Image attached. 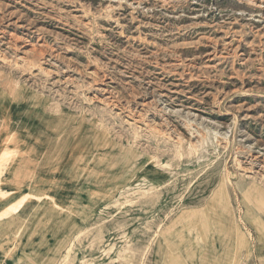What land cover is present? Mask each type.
I'll use <instances>...</instances> for the list:
<instances>
[{"label":"rangeland","instance_id":"rangeland-1","mask_svg":"<svg viewBox=\"0 0 264 264\" xmlns=\"http://www.w3.org/2000/svg\"><path fill=\"white\" fill-rule=\"evenodd\" d=\"M0 139L10 264H264V0H0Z\"/></svg>","mask_w":264,"mask_h":264},{"label":"crops","instance_id":"crops-1","mask_svg":"<svg viewBox=\"0 0 264 264\" xmlns=\"http://www.w3.org/2000/svg\"><path fill=\"white\" fill-rule=\"evenodd\" d=\"M16 107H14V109L16 110ZM18 109V108H17ZM6 146L4 144L3 139H0V158L1 155L3 154V151L5 150ZM14 161H9L8 163H6L3 167V169L0 170V188L1 190H5L6 192H12L14 195L9 197L7 200H5V206L4 208L0 211V213L2 212H6L7 214H12V221L16 220L18 217H21L24 213V210L21 209L24 205V203L26 202V200L21 202V199L23 198V196L25 194H29V193H24V194H18L19 191L18 189H16L15 184L19 183L17 182L18 179L20 181H22L24 179V174L27 171H22V168L20 166H15L13 165ZM29 173V172H27ZM17 174V175H15ZM21 184V183H20ZM21 195V196H20ZM19 209L16 212H12L9 213V207L11 206H15L17 204H19ZM9 218H3L1 219V223L0 226H4L5 224L9 223L10 221L8 220ZM2 238H6L8 237V234H1ZM0 264H10L11 263V259L6 258L5 254L8 251V244L6 243V241H1L0 243ZM25 253H31V251H25ZM21 254V251H17V255Z\"/></svg>","mask_w":264,"mask_h":264},{"label":"bare ground","instance_id":"bare-ground-1","mask_svg":"<svg viewBox=\"0 0 264 264\" xmlns=\"http://www.w3.org/2000/svg\"><path fill=\"white\" fill-rule=\"evenodd\" d=\"M191 141V140H190ZM26 200V196L24 195L23 198L21 199V202ZM19 204L15 205V206H11L9 207V213H12V212H16L18 209H19Z\"/></svg>","mask_w":264,"mask_h":264}]
</instances>
